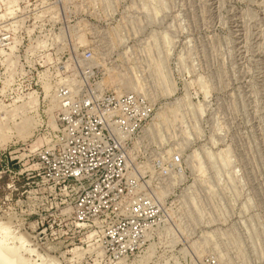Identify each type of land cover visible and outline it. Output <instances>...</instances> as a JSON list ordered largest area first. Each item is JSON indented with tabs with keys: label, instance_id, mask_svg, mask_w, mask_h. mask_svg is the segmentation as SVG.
<instances>
[{
	"label": "rangeland",
	"instance_id": "374dc122",
	"mask_svg": "<svg viewBox=\"0 0 264 264\" xmlns=\"http://www.w3.org/2000/svg\"><path fill=\"white\" fill-rule=\"evenodd\" d=\"M73 82L153 103L135 161L163 222L134 253L75 218L74 188L42 179L56 90ZM174 151L181 172L161 177ZM0 251V264H264V0H0Z\"/></svg>",
	"mask_w": 264,
	"mask_h": 264
},
{
	"label": "built area",
	"instance_id": "2783aa9c",
	"mask_svg": "<svg viewBox=\"0 0 264 264\" xmlns=\"http://www.w3.org/2000/svg\"><path fill=\"white\" fill-rule=\"evenodd\" d=\"M83 60H91L85 50ZM88 68L89 66H85ZM58 129L55 145L38 156L42 179L76 190L73 212L81 222L103 227L116 254L137 251L147 234L163 222L159 201L145 191L137 167V142L154 114L153 103L135 90L87 89L80 82L56 90ZM179 151L165 153L155 165L161 177L181 172ZM201 264H229L207 254Z\"/></svg>",
	"mask_w": 264,
	"mask_h": 264
},
{
	"label": "bare ground",
	"instance_id": "6f19581e",
	"mask_svg": "<svg viewBox=\"0 0 264 264\" xmlns=\"http://www.w3.org/2000/svg\"><path fill=\"white\" fill-rule=\"evenodd\" d=\"M4 255L2 254V252L0 251V260H3L4 259V257H3ZM2 262V261H1ZM7 264H13L11 261L10 262H7Z\"/></svg>",
	"mask_w": 264,
	"mask_h": 264
}]
</instances>
